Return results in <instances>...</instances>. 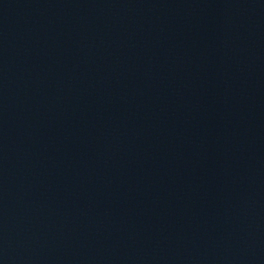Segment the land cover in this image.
Segmentation results:
<instances>
[{"label":"water","instance_id":"water-1","mask_svg":"<svg viewBox=\"0 0 264 264\" xmlns=\"http://www.w3.org/2000/svg\"><path fill=\"white\" fill-rule=\"evenodd\" d=\"M0 264H264V0H0Z\"/></svg>","mask_w":264,"mask_h":264}]
</instances>
